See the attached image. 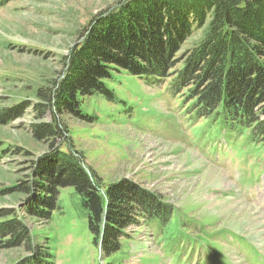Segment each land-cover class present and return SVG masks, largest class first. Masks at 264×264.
I'll return each mask as SVG.
<instances>
[{"label":"rangeland","instance_id":"rangeland-1","mask_svg":"<svg viewBox=\"0 0 264 264\" xmlns=\"http://www.w3.org/2000/svg\"><path fill=\"white\" fill-rule=\"evenodd\" d=\"M117 1L14 0L0 7V112L30 106L0 125V194L21 183L33 187V163L48 146L35 140L31 126L52 121L50 112L36 117V94L63 74L80 33ZM202 34L195 32L183 49ZM108 85L116 102L99 95L83 100L82 109L96 119L63 118L69 139L105 185L131 181L169 205V224L142 220L108 257L94 245L73 188L60 190L61 208L48 222L29 217L30 199L6 197L0 210L15 211L32 246L0 247V264H30L38 249L51 254V264H264V237L256 236L263 229L243 225L257 219L247 205L264 217V145L216 136L206 119L189 118L167 83L150 86L122 72ZM211 170L224 185L215 187Z\"/></svg>","mask_w":264,"mask_h":264},{"label":"trees","instance_id":"trees-1","mask_svg":"<svg viewBox=\"0 0 264 264\" xmlns=\"http://www.w3.org/2000/svg\"><path fill=\"white\" fill-rule=\"evenodd\" d=\"M12 1L0 0V7ZM201 31L199 42L184 50ZM64 63L63 74L36 94V117L50 112L52 121L31 126L35 140L48 146L33 163V189L21 183L0 199H30L29 217L48 222L61 208L60 190L73 188L94 245L108 257L122 250L127 232L142 220L166 226L172 216L169 205L131 181L105 185L69 139L65 116L96 119L82 109L83 100L99 95L117 101L108 85L115 74L126 72L150 86L167 83L189 118L206 119L216 136L264 145V0H118L84 28ZM27 105L1 111L0 125L21 117ZM0 238L7 249L32 246L14 210H0ZM34 253L30 264L52 263L51 254Z\"/></svg>","mask_w":264,"mask_h":264},{"label":"bare ground","instance_id":"bare-ground-1","mask_svg":"<svg viewBox=\"0 0 264 264\" xmlns=\"http://www.w3.org/2000/svg\"><path fill=\"white\" fill-rule=\"evenodd\" d=\"M209 172H212L215 176H216V179H217V183L218 184H216V186L215 187H219V186H221V185H224V181H223V179H222V177H220V173L219 172H217V171H214V170H211V171H209ZM219 174V175H218ZM223 181V182H222ZM205 202H210L211 201V199L210 198H205V200H204ZM231 201V200H230ZM244 204V203H243ZM248 206V205H247ZM245 207L246 209H247V212L249 211L250 213H252V214H254V215H256L257 216V219H253L252 220V218L249 220V222L247 221V222H245V224H243V225H251V227H252V225L256 228V229H258V228H262L263 230L262 231H260V233L258 234V235H256L257 237H259V238H262V237H264V221L263 222H259V223H257L258 222V219L259 218H262L263 220H264V217L262 216V215H259L256 211H254L252 208H249V206L248 207ZM251 207V206H250ZM245 211V210H244ZM249 213V214H250ZM248 214V215H249ZM251 215V214H250ZM252 216V215H251ZM249 218V217H248ZM261 221V220H260ZM240 224V223H239ZM258 240V239H257ZM259 242V241H258ZM263 244V243H262Z\"/></svg>","mask_w":264,"mask_h":264}]
</instances>
